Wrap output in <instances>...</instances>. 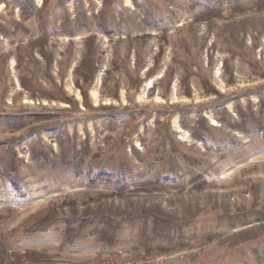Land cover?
<instances>
[{
    "label": "rangeland",
    "instance_id": "obj_1",
    "mask_svg": "<svg viewBox=\"0 0 264 264\" xmlns=\"http://www.w3.org/2000/svg\"><path fill=\"white\" fill-rule=\"evenodd\" d=\"M130 3L0 0L6 264H264V0Z\"/></svg>",
    "mask_w": 264,
    "mask_h": 264
},
{
    "label": "trees",
    "instance_id": "obj_2",
    "mask_svg": "<svg viewBox=\"0 0 264 264\" xmlns=\"http://www.w3.org/2000/svg\"><path fill=\"white\" fill-rule=\"evenodd\" d=\"M7 250L3 241L0 240V264H6L7 262Z\"/></svg>",
    "mask_w": 264,
    "mask_h": 264
},
{
    "label": "bare ground",
    "instance_id": "obj_3",
    "mask_svg": "<svg viewBox=\"0 0 264 264\" xmlns=\"http://www.w3.org/2000/svg\"><path fill=\"white\" fill-rule=\"evenodd\" d=\"M40 3H42V0H38ZM126 6H128V7H132V4L130 3V0H127V4H126ZM14 63V62H13ZM152 84L154 85V83H153V80L152 81H150V83H149V87H152Z\"/></svg>",
    "mask_w": 264,
    "mask_h": 264
}]
</instances>
